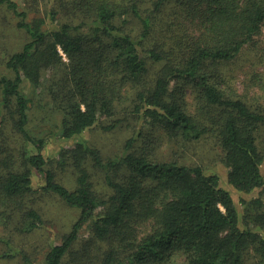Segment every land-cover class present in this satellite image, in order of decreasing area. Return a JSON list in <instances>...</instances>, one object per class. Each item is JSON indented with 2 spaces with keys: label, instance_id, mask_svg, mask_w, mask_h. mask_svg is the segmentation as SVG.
<instances>
[{
  "label": "trees",
  "instance_id": "trees-1",
  "mask_svg": "<svg viewBox=\"0 0 264 264\" xmlns=\"http://www.w3.org/2000/svg\"><path fill=\"white\" fill-rule=\"evenodd\" d=\"M171 1L48 0L47 17L30 19L16 1L0 0L28 34L6 61L12 73L0 74V135L8 126L34 149L17 158L0 144V206L22 210L21 219L5 222V215L0 222L22 223L25 230L41 225L39 210L21 203L36 190L35 172L44 179L43 192L80 211L43 264H264V108L242 99L218 71L260 36L264 0H181L176 11L183 12L166 24L172 45L165 48L162 27L155 33L154 26ZM199 12L203 30L195 36L189 24ZM24 86L39 93L33 97ZM187 89L200 99L194 112ZM46 96L59 121L36 136L32 111L45 106ZM127 110L138 128L123 154L104 160L79 141L58 155L62 170L76 168L77 186L59 181L45 155L49 137L70 141L103 118L113 119L106 130L116 128L124 119L117 112ZM147 128L182 145L215 141L229 183L256 197L242 198L241 211L218 173L154 155L158 137L144 136ZM88 161L103 175L107 193L97 189ZM84 229L87 240L80 239Z\"/></svg>",
  "mask_w": 264,
  "mask_h": 264
},
{
  "label": "rangeland",
  "instance_id": "rangeland-1",
  "mask_svg": "<svg viewBox=\"0 0 264 264\" xmlns=\"http://www.w3.org/2000/svg\"><path fill=\"white\" fill-rule=\"evenodd\" d=\"M18 3L20 10L29 12V18L47 17L46 12L50 8L48 0H14ZM184 2V1H183ZM186 4V3H185ZM186 6H189L186 4ZM181 8V0H172L168 3L161 13L156 24L155 33L158 27H162L160 41L163 37L166 38L165 48L172 45L168 36L167 22L180 15L183 11ZM64 10L63 12H65ZM62 12V13H63ZM203 15L199 12L195 16L193 23L189 24L190 31L196 35H200L203 30L202 24ZM19 18L15 16L11 9L6 5H0V74H11L12 71L7 68L6 61L11 54L22 49L24 43L28 40V34L23 28L17 26ZM154 33V35H155ZM66 58V57H65ZM67 60V59H65ZM159 63L155 64L158 67ZM218 71L223 79L227 80L229 84L237 91L239 96L249 102L252 106L255 104L261 105L264 108V26L256 42L245 45L243 52L235 59L223 62L218 65ZM221 81H223L220 78ZM28 94L36 96V92L32 87H23ZM187 101L189 109L194 112L196 103L200 100L196 90L187 89ZM45 106L37 105L32 111V119L30 123L31 129L36 136H45L49 133L51 128L59 121V114L51 110L48 102L49 96L41 97ZM130 110V109H129ZM129 110L127 112H117V118H124L122 122L113 129L106 130L104 126L113 122V119L103 118L99 125L85 131L82 136L75 137L72 140H63L58 135L49 137L50 143L47 146L45 155L53 159L52 167L57 174V178L70 189L77 186V170L74 166H67L62 170V166L58 158L61 149L73 147L77 142H85L96 149L104 160L114 158L122 155L125 150L127 141L136 135L138 122L135 115ZM56 129V128H54ZM156 132L159 146L158 153L153 150L161 160L181 159L190 164H200L209 173H218L222 178L223 186L228 189L236 200L239 209L242 211V198L251 199L256 195H243L239 190L235 189L228 181L227 168L222 160L221 147L213 140L207 137L201 141L188 142L185 145L181 141L170 138L162 131L154 130V128L146 129L144 136L152 137ZM262 151L264 153V137L262 138ZM6 140V142L4 141ZM138 144L142 142L138 141ZM0 144L6 145L14 151L17 158H22L23 150L34 153L26 141L22 137L7 126L3 134L0 135ZM156 145V144H155ZM149 146H152L151 144ZM183 157H180V156ZM58 160V161H57ZM92 175V180L97 189L101 192L107 193V185L104 181L101 172L92 167V162L88 161ZM34 193L28 195L22 200L24 209L35 208L39 210L42 215V223L32 230H25L22 223L20 228L6 225V220L21 219L22 210L16 207H9L7 212L6 207L0 206V216L5 218V222H0V264H43L44 258L50 246L62 240L63 236L67 234L76 219L79 216V209L71 207L64 202V200L54 194L45 193L41 190L44 184L42 175L38 172L34 173ZM8 213L13 217L9 218ZM32 219L28 220V223ZM89 238L88 231L84 229L81 233V240ZM11 255V256H10ZM75 255L73 256V259ZM68 259H71L68 257ZM175 262L179 263V258H175ZM68 264H76L74 261Z\"/></svg>",
  "mask_w": 264,
  "mask_h": 264
}]
</instances>
